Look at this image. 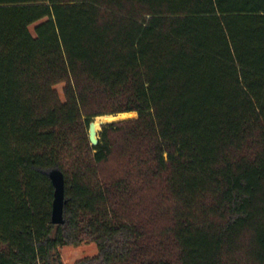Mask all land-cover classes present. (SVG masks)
Here are the masks:
<instances>
[{"label":"trees","instance_id":"16d2710c","mask_svg":"<svg viewBox=\"0 0 264 264\" xmlns=\"http://www.w3.org/2000/svg\"><path fill=\"white\" fill-rule=\"evenodd\" d=\"M86 243L76 264H264V0H0V264Z\"/></svg>","mask_w":264,"mask_h":264},{"label":"rangeland","instance_id":"374dc122","mask_svg":"<svg viewBox=\"0 0 264 264\" xmlns=\"http://www.w3.org/2000/svg\"><path fill=\"white\" fill-rule=\"evenodd\" d=\"M62 88H63L62 84L57 85L55 87V89L58 92L61 99H62ZM131 113H135V112H131ZM122 114H129V113H122ZM117 115H120V114H117ZM100 117H102V116H100ZM136 118H137V114L135 117H132L129 119L127 118L124 120H131V119H136ZM124 120H121V121H124ZM101 128H102V126L100 127L99 131L97 132V139L98 140H99V134L101 132ZM117 140H118V138H117ZM118 143L120 146L119 140H118ZM123 162H124L123 159H121L120 155L117 153L114 156H112V158L107 163L103 164V166H101L100 170H101L102 174L109 175V174L115 172L116 170L120 169L122 167L121 164ZM142 204H143L142 205V212H143L144 219L147 216L146 214L150 213L154 216V219H153V226H154V222H155L154 227L162 229V228H167L169 226V216L166 213V209L170 208L169 202H166L165 200H163L159 196L152 194V195H147L143 199ZM169 250L174 255L176 254L174 247L170 246ZM59 252H60V256H61V260H62L63 264H76L80 260H83L86 258H91V257L95 256L97 254V248L92 243H86V244L80 245L79 247H71V246L62 247L59 249Z\"/></svg>","mask_w":264,"mask_h":264},{"label":"water","instance_id":"95a60500","mask_svg":"<svg viewBox=\"0 0 264 264\" xmlns=\"http://www.w3.org/2000/svg\"><path fill=\"white\" fill-rule=\"evenodd\" d=\"M88 138L92 146L97 145L98 139H97V133L95 131L94 121L89 124ZM48 177L54 189L50 221L51 224L53 225H63L64 224L63 212L65 205L63 174L59 170L53 169L48 172Z\"/></svg>","mask_w":264,"mask_h":264},{"label":"bare ground","instance_id":"6f19581e","mask_svg":"<svg viewBox=\"0 0 264 264\" xmlns=\"http://www.w3.org/2000/svg\"><path fill=\"white\" fill-rule=\"evenodd\" d=\"M136 113H129V114H120V115H111V116H102V117H98L94 120L95 122V131L96 133L99 131L100 127L102 125H106L109 123H114V122H119L121 120L124 119H129L132 117H135Z\"/></svg>","mask_w":264,"mask_h":264}]
</instances>
